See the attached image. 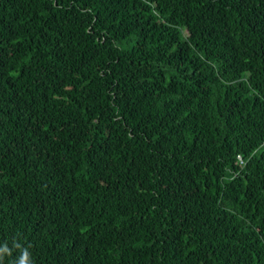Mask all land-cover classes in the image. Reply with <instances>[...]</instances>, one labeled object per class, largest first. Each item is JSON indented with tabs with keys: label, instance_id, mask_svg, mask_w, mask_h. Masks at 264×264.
<instances>
[{
	"label": "trees",
	"instance_id": "16d2710c",
	"mask_svg": "<svg viewBox=\"0 0 264 264\" xmlns=\"http://www.w3.org/2000/svg\"><path fill=\"white\" fill-rule=\"evenodd\" d=\"M264 264V0H0V252Z\"/></svg>",
	"mask_w": 264,
	"mask_h": 264
},
{
	"label": "clouds",
	"instance_id": "9594fccd",
	"mask_svg": "<svg viewBox=\"0 0 264 264\" xmlns=\"http://www.w3.org/2000/svg\"><path fill=\"white\" fill-rule=\"evenodd\" d=\"M14 247L20 250L19 256L16 258L14 264H32L31 253L28 248L22 247L20 244H15ZM11 256L12 250L7 244H3V251L0 252V264H3L4 257Z\"/></svg>",
	"mask_w": 264,
	"mask_h": 264
}]
</instances>
